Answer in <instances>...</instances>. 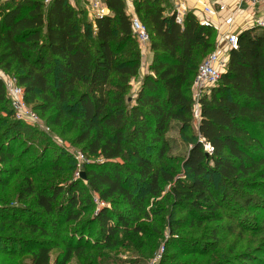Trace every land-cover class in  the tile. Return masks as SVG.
<instances>
[{"label":"trees","instance_id":"obj_1","mask_svg":"<svg viewBox=\"0 0 264 264\" xmlns=\"http://www.w3.org/2000/svg\"><path fill=\"white\" fill-rule=\"evenodd\" d=\"M102 1L109 14L89 21L68 0H0L1 70L53 131L74 134L86 158L97 159L83 165L84 177L54 183L65 171L63 150L36 129L25 139L0 79V258L144 264L158 234L141 220H166L163 260L170 248L197 255L183 250L264 233V29L237 33L225 72L199 100L195 134L189 91L198 63L216 48V28L191 12L176 23L175 12L165 13L169 0H132L150 37L148 72L132 97L141 57L126 0ZM173 131L188 147L181 157L173 155ZM182 220L204 225L203 234L176 235L173 221ZM117 249L137 257L105 253ZM217 264H264V239Z\"/></svg>","mask_w":264,"mask_h":264},{"label":"rangeland","instance_id":"obj_2","mask_svg":"<svg viewBox=\"0 0 264 264\" xmlns=\"http://www.w3.org/2000/svg\"><path fill=\"white\" fill-rule=\"evenodd\" d=\"M138 49L140 51L141 59H142V56L145 57V60L143 62L144 68L141 70V68H142L141 62L142 61H140V68L138 71V76L131 80L129 95L132 97H134V95L137 91V87L140 84V81L142 79L141 73L146 72L148 69L147 64H148V60L150 57L149 44L146 47H141L138 44ZM141 52H143V55L141 54ZM208 54L198 64L203 62L207 58ZM0 73H2L7 78H10V79L14 78V76L12 74L5 73L3 70H1V68H0ZM189 94L192 96L191 90L189 91ZM34 113L39 117V120H40L38 126L30 124V123L25 122V121H22L26 126V128L22 130L25 139L26 140L30 139L33 135V132L36 129V131L38 130V132L39 131L43 132V134L49 138L51 144L54 147L59 148V149L63 150V152H64V153L62 152L64 154L65 158L61 162V165H62L61 167H63L61 170H65V171H60V172L58 171V172L54 173L53 175L55 176V180H53V182L54 183H61L63 180H65V178L67 176H72L73 178H79L81 175L83 165L87 162L88 163L94 162L97 159H95V158H90V159L88 158L87 159L86 158V156L81 151V148L73 142L74 134L66 132L62 136L59 135V133L53 131L51 129V127H49L45 123V121L36 112H34ZM44 128H47L48 131L46 132V130H44ZM197 129H198V121L192 115V131H193V133L197 134ZM168 136L173 141V155L178 156V157L183 156L187 152L188 147L181 143L177 132L176 131L170 132L168 134ZM79 153L83 154L85 157L83 162L77 161V157H78ZM78 164L80 165V168L78 167ZM66 169H68V171ZM5 192L6 191L2 192V195ZM95 202H98L96 197H94V203ZM160 202H161V200L160 201L158 200V202L153 201L151 203L157 204ZM165 204L169 205L168 202ZM167 211H168V209H167ZM167 213L168 212L162 214V216H160V217L166 219ZM182 216L183 215H181V214H174L173 217H174V219H179ZM141 221H142V226L144 228L148 229L149 233L156 232L158 234L154 237L155 238L154 241H156L157 247L154 249L151 256H149L148 258L144 257L145 258V259H143L145 261L144 264H217L218 262L223 260V257H225L227 259L231 255H236L237 253L245 251L246 249H253L264 239V233L257 234L256 236H251V238H249L250 237L249 235H245L244 237H241V238H238L236 235H232L228 238L222 237L218 240L217 244H207L208 246H206V247H197V246L187 247V248H185V250H183L185 253L187 251L188 252L193 251L192 248H196L195 250L199 252V254H197V255H195V254H193V255H188V254L182 255L180 252L174 253L173 250L170 248L168 253H166L165 259L163 260L162 259L163 255H164L163 253L165 252V249H166L165 243L167 240H170L169 239V236H170L169 228L167 227V224L165 222L166 220L159 221L158 225H153V223L147 224V221H145V220H141ZM173 222H174V224L179 226L175 230V234L178 236H183V237H187V238L199 237L204 232L203 231L204 227H205L204 225L200 229H194L191 227L187 228V225H186L187 222L185 220L178 221V222L173 221ZM144 225H148V226H144ZM172 225H173V223H172ZM152 227H154V228H152ZM205 233H207V232L205 231ZM117 250H114L113 252H105V253H107L106 254L107 256L108 255L112 256L114 259H116L118 261L127 260L128 258H130V260H131L133 257H137L133 254L132 255L128 254L126 252V250H123V252L121 250L120 251L118 250V252H117ZM58 251H59L58 249L52 251L51 256L53 259H54V256H56V254L58 253ZM228 251H230V252H228ZM203 252H205L204 255L200 254ZM0 260H1L0 264H29V256L28 255H19L17 257H12L11 260L5 259V258H3V259L0 258ZM73 261H75V260H73Z\"/></svg>","mask_w":264,"mask_h":264},{"label":"built area","instance_id":"obj_3","mask_svg":"<svg viewBox=\"0 0 264 264\" xmlns=\"http://www.w3.org/2000/svg\"><path fill=\"white\" fill-rule=\"evenodd\" d=\"M48 1L49 0H45V2ZM68 1L72 4L76 0ZM80 1L83 3L87 13L90 14L93 19L100 18L105 15L103 13L105 5L102 0ZM254 2L255 1L253 0L249 1L250 7H253ZM258 4L262 7L261 11H263V14L254 18L252 26L264 29V0H258ZM223 8L224 6L219 7L220 10H223ZM205 12L209 14H215V12L210 8H205ZM130 20L132 35L134 39L141 47H146L150 42V37L147 32L146 26L142 24L136 16H130ZM182 20L183 16L179 12H177L175 15L176 23L181 24ZM201 24L204 26L210 25V23L207 21H203L201 22ZM237 33L238 32L236 31H232L222 34L217 40L216 48L214 49V51L207 56V58L199 65L197 69L190 90L193 100L192 112L194 118H196L198 122L200 116L199 100L218 83L221 75L225 72L228 64V52L230 50H236L238 47ZM222 46H224L223 49ZM141 54L143 55V52H141ZM144 60L145 57L142 56L141 70L144 68ZM144 74H146V72H142L141 76H143ZM0 79L4 84L5 91L13 109L15 119L38 126L40 122L39 117L25 103L23 89L17 84L16 80L14 78H7L2 73H0ZM44 130H46V132L48 131L47 128H44ZM203 147L204 152L207 155H210L213 152V148L210 144L204 143ZM84 159V155L79 153L77 161L83 162ZM78 167L80 168L79 164Z\"/></svg>","mask_w":264,"mask_h":264},{"label":"crops","instance_id":"obj_4","mask_svg":"<svg viewBox=\"0 0 264 264\" xmlns=\"http://www.w3.org/2000/svg\"><path fill=\"white\" fill-rule=\"evenodd\" d=\"M249 1L252 0H169L170 8L165 13L169 15L172 12L175 14L179 12L184 16L185 13L191 12L200 22L207 21L214 26L219 39L222 34L227 32H240L253 27L254 18L262 15L263 11H261L262 7L258 4V0H253L255 1L253 7H250ZM72 5L84 8L80 0L74 1ZM220 6H224L223 10L219 9ZM205 8L212 9L215 14L205 12ZM126 12L129 16H135L132 0H126ZM103 13L109 14L106 6ZM88 18L89 21L93 20L90 14H88ZM223 48L224 46H222ZM144 75L141 77L143 78Z\"/></svg>","mask_w":264,"mask_h":264},{"label":"water","instance_id":"obj_5","mask_svg":"<svg viewBox=\"0 0 264 264\" xmlns=\"http://www.w3.org/2000/svg\"><path fill=\"white\" fill-rule=\"evenodd\" d=\"M82 177H84V175H83V173H82V175H81Z\"/></svg>","mask_w":264,"mask_h":264}]
</instances>
